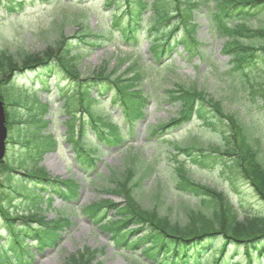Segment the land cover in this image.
Wrapping results in <instances>:
<instances>
[{
  "label": "trees",
  "instance_id": "trees-1",
  "mask_svg": "<svg viewBox=\"0 0 264 264\" xmlns=\"http://www.w3.org/2000/svg\"><path fill=\"white\" fill-rule=\"evenodd\" d=\"M105 2L116 5L122 10L121 18L125 19L127 32H131L143 18V14L149 11L151 15L147 22L148 30L162 32V41L158 42L157 46H155L156 42H153L152 47H159L163 52L170 49L172 40L182 28L190 37L192 36L191 42L195 44L193 36L196 35V26L191 24L195 21L194 18L199 16L211 29L225 36L231 43L227 49L236 65L235 71L244 78H247L257 61L264 62V43L259 45L251 43L258 38L264 40V29L251 31L248 27L251 17L264 11V0H106ZM232 23L233 26L230 27ZM241 40H245L246 43H242ZM81 41L84 44L83 38ZM174 43L177 46L182 45L188 55L192 54L188 40H175ZM68 47L67 39L64 37L56 43L55 48L48 47L47 51L41 54L15 55L6 50L1 51L0 100L11 108L17 107V102L22 99L31 108L34 90H46L47 83L50 81L55 82L56 92L63 93L64 97L72 100L76 97L70 95L67 89L60 87V84L64 83L61 81L71 82L74 88L79 90L78 102L88 117L89 127L96 132L99 146L119 148L125 141L134 137L132 130L123 135L116 126L105 123L101 107H94L89 103L91 100L87 97L88 90L95 88L102 94L115 93L116 100L121 99L119 101L123 105V118L129 122L140 116L139 111L144 101L141 102L139 90L133 93L127 92L129 88L124 86V81L122 79L118 81L105 70L97 71L92 79L81 80L76 64V56L79 54L72 55ZM256 49L261 51V57L256 56ZM139 78L140 76L134 75L131 79L138 82ZM20 79L28 81L31 85L35 84L34 89L22 90L19 95L13 92L12 88H15L13 85ZM102 94L98 96L103 97ZM170 99L179 103L181 110L177 118L181 120L196 118L201 131L208 134L207 138L219 143L218 147L211 148L206 153L189 137L190 141L186 146L173 145L175 152L193 159L192 161L201 168L212 169L217 166L221 173L226 174L230 182L245 184L252 191L253 198L264 208V152H260V139L254 133V121L250 110L246 109L243 118L239 117L238 112L224 113L220 103L205 98L195 88L175 90ZM262 107L264 109V100ZM6 118L8 120L9 114H6ZM24 118L23 113H17L15 116L10 114L9 120H11L8 124L14 129L19 124L27 123L23 121ZM85 126H87L85 122L80 125L79 138L85 135ZM188 134H191L190 130ZM33 137L35 138L32 135ZM36 138L44 146H47L50 140L48 137L36 136ZM44 146L42 151L45 150ZM88 147L90 145L82 148L81 155L94 157V150L89 151ZM14 168L21 170L26 178L36 181L41 187L47 185L50 188L48 192L55 193L65 201L74 200L76 190L72 184L51 180L41 169L29 173L25 165L20 164L18 168L17 166ZM15 170L11 169L10 173ZM147 170L149 175L152 169ZM134 174L132 169H126L122 174L111 173V188L106 191L126 202L125 208L119 212L123 222L116 232L124 230V227L126 228L130 223L140 225V236L131 244L142 245L145 256L154 264H254V260L264 254V213L238 220L232 208L220 195L201 187L188 177L187 173L177 171L173 185L178 191L200 199L201 203H218L216 207L210 206L209 218L204 211L198 210L195 213L192 212L196 215L192 217L190 215L192 220L190 226L182 227L179 223L170 221L168 217H161L154 208L153 210L143 209L137 203L134 196L135 190L139 188L142 180L134 181ZM61 189L66 190L68 195L62 193ZM158 192L160 194V190ZM110 206L116 207L111 202L100 201L93 204L87 210V214L97 215L102 207ZM206 208L208 209L207 205ZM2 214L5 216L4 212ZM9 220L12 222V219ZM111 224L113 225L110 222L109 225ZM42 225L49 233L53 229L51 224ZM9 228L11 239L7 241L6 246L12 250H14V242H18L20 237L40 239L39 233H33L30 236L28 232L18 231L12 226ZM121 238L124 239V236ZM37 246L42 247L43 244L40 243ZM209 249L213 250L214 256L210 259L206 257L202 259L203 254ZM4 258H6V251L1 248L0 264ZM93 260L92 254L72 255L67 264H94Z\"/></svg>",
  "mask_w": 264,
  "mask_h": 264
},
{
  "label": "rangeland",
  "instance_id": "rangeland-1",
  "mask_svg": "<svg viewBox=\"0 0 264 264\" xmlns=\"http://www.w3.org/2000/svg\"><path fill=\"white\" fill-rule=\"evenodd\" d=\"M21 2L23 8L19 15L5 14L6 5L13 8ZM77 3L67 7L57 1L46 3L41 0H0V51L6 50L8 53L15 55H21L20 53L41 54L47 51L48 47H55L62 36L69 40L70 45L77 46L79 42L75 39V36H78V32L83 29L82 26L86 28V31L93 33L105 32L109 29L110 18L101 8V0H88L80 4ZM249 26L252 29L264 27V17L257 18ZM145 34L146 32H140L137 47L131 49L118 41V32L114 31L110 35V40L114 41L116 46L107 45L101 50L90 51L88 54L81 55L80 64L78 65L81 75L85 78L90 76L94 70L99 68L102 70L101 68L104 67L109 74L113 75V78H117L118 81L121 78L124 81V86L129 88L130 84H133L131 82L133 80H124L130 76L124 79L122 77V73L127 66L134 61L140 67L146 69V63L152 61ZM197 39L204 50L205 56L209 57L211 63L217 66L225 64L226 58L221 53L224 38L211 35L208 32V27L202 22L198 26ZM124 57L132 61L122 64L120 59ZM171 58L173 67L163 66L159 68V66H156L152 70H146L148 75L144 90L147 91V88H149L151 99L158 95L156 97L162 106L149 99V106L145 110L146 121L140 126L141 133L138 135L137 143L133 146L134 150L130 154H125V151H123V153L118 154L107 152L102 155L97 165L99 176L91 175L84 178V174L77 168L73 152L63 139L65 131L63 122L66 120L64 116L57 115L54 124L49 126L50 131L57 136V149L52 153L41 156L40 159L32 157L31 154L36 148H39L38 153L42 151L40 140L24 138L22 137L23 132L19 135L16 131L18 128L24 131L25 126H17L11 132V135H9L11 142L6 146L4 162L6 166L12 167V164L17 165V163L26 162L28 165L27 172L29 173L42 168L51 177L72 178L80 183L77 206H64L59 200L53 199L50 208L47 209V203H44L46 197L41 195L42 200L39 203L29 201V190L16 181L18 175L9 174L7 169L0 170V195L2 189L8 188L4 192L5 199L2 200L1 204L8 213L20 216L26 214L32 207L37 206L38 209L43 211L41 216L45 217L46 220L64 218L71 223L70 227L63 228L60 231L58 244L54 248L48 249L39 255L30 247V251L35 253L32 264H66L71 254L83 250H88L90 253L97 250L95 259L100 264H141L128 256L130 252H117L118 250L110 244L109 238L111 235L99 230L94 223L81 213L80 209L101 199H111L115 203H122V200L102 194L103 190L108 189L109 185V181L105 177H108L109 172L123 173L126 169H132L136 172L134 181H137L142 177L148 162L155 164L156 174L143 179L140 188L135 190L136 201L143 209L153 210L154 208L160 216L168 217L170 221L177 222L182 227L190 226L189 224L192 221L190 215L191 217L196 215L189 213L190 209L193 208V213H195L201 206L191 198H186L176 192L169 182V177L178 166L177 162L183 163V168L188 169V173L195 181L224 193L233 210L238 214L239 220H242L243 216L255 215L260 212V206L254 200L251 191L243 184L235 185L233 188L216 170L207 175L193 166L189 160L181 157L173 158L171 155L173 153L168 150V146L172 141H179V143L187 141L186 133L181 132L183 128H180V132L170 141L152 138L145 141V137L150 136V134L144 133L147 123L159 125L162 124V120L166 119L165 121H167V119L173 117L171 107L167 102L164 104L165 98L162 90L171 88L178 83L183 86H194L203 94L217 100H225L223 84L208 74L204 64L200 65L196 60L190 64L175 55H172ZM168 61L169 58L163 60L166 63ZM261 75L256 85L264 89V69ZM23 85L22 83L18 84L19 92L23 89ZM18 88H14L13 92L18 94ZM44 96V93L38 92L36 101H40L42 104L48 103V112L44 116V120H46L51 118L50 111L56 109L62 102L56 103L57 100L54 95L49 97L48 100ZM255 100L259 101V96H256ZM33 103L34 108L38 107L37 103ZM23 105L26 104H20V108ZM225 108H227L226 104ZM229 110L235 112L237 107L232 105ZM259 113L261 117H258L259 122L255 125V134L258 133L257 137L259 136L262 141L259 147L260 152H264V113L261 111ZM117 114V110H114L111 116ZM26 119L28 121V117ZM31 126L33 128V125ZM184 126H191L195 132L198 130V124L195 120H191ZM23 143H27V146H23ZM201 144H203L201 146L206 147L205 143ZM133 159L137 160L131 163L130 160ZM10 190L11 192H9ZM159 190L160 194H158ZM213 205L216 207L215 203ZM205 215L208 218L210 217L207 212ZM131 227L130 229L138 228L135 224H132ZM0 228L1 243L6 237L1 216ZM139 258L141 257L139 256ZM140 260L143 261V259Z\"/></svg>",
  "mask_w": 264,
  "mask_h": 264
},
{
  "label": "water",
  "instance_id": "water-1",
  "mask_svg": "<svg viewBox=\"0 0 264 264\" xmlns=\"http://www.w3.org/2000/svg\"><path fill=\"white\" fill-rule=\"evenodd\" d=\"M3 124H4V115L0 105V160L2 159L4 154V140L6 136V132L3 127Z\"/></svg>",
  "mask_w": 264,
  "mask_h": 264
}]
</instances>
